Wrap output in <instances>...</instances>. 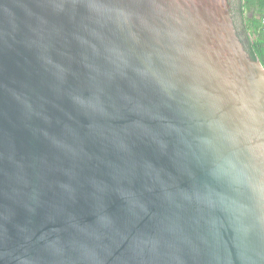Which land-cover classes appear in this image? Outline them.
I'll return each instance as SVG.
<instances>
[{
  "label": "water",
  "instance_id": "obj_1",
  "mask_svg": "<svg viewBox=\"0 0 264 264\" xmlns=\"http://www.w3.org/2000/svg\"><path fill=\"white\" fill-rule=\"evenodd\" d=\"M244 40L235 0H0V264H264Z\"/></svg>",
  "mask_w": 264,
  "mask_h": 264
},
{
  "label": "trees",
  "instance_id": "obj_2",
  "mask_svg": "<svg viewBox=\"0 0 264 264\" xmlns=\"http://www.w3.org/2000/svg\"><path fill=\"white\" fill-rule=\"evenodd\" d=\"M237 3L238 11L241 14L243 9L247 6H253L259 13L260 9L264 8V0H235ZM264 10H261V13ZM262 13V14H263ZM261 14V15H262ZM260 15V17H261ZM249 35L246 40V47L251 57L257 58L262 65H264V29L261 26L259 19H248Z\"/></svg>",
  "mask_w": 264,
  "mask_h": 264
},
{
  "label": "crops",
  "instance_id": "obj_3",
  "mask_svg": "<svg viewBox=\"0 0 264 264\" xmlns=\"http://www.w3.org/2000/svg\"><path fill=\"white\" fill-rule=\"evenodd\" d=\"M255 7L253 6H247L243 9L242 13H241V29L246 37V39H248V35H249V29L247 27L248 25V19H259L260 18V15L263 13H261V10L259 11V13H257V11L254 9Z\"/></svg>",
  "mask_w": 264,
  "mask_h": 264
},
{
  "label": "built area",
  "instance_id": "obj_4",
  "mask_svg": "<svg viewBox=\"0 0 264 264\" xmlns=\"http://www.w3.org/2000/svg\"><path fill=\"white\" fill-rule=\"evenodd\" d=\"M260 23H261L262 28L264 29V13L260 17Z\"/></svg>",
  "mask_w": 264,
  "mask_h": 264
},
{
  "label": "flooded vegetation",
  "instance_id": "obj_5",
  "mask_svg": "<svg viewBox=\"0 0 264 264\" xmlns=\"http://www.w3.org/2000/svg\"><path fill=\"white\" fill-rule=\"evenodd\" d=\"M232 3H233V0H230V4H231V6H232ZM231 10H232V8H231ZM244 42H245V40H244Z\"/></svg>",
  "mask_w": 264,
  "mask_h": 264
}]
</instances>
